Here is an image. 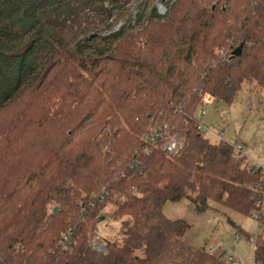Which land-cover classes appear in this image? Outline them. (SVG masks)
<instances>
[{"label": "trees", "instance_id": "trees-1", "mask_svg": "<svg viewBox=\"0 0 264 264\" xmlns=\"http://www.w3.org/2000/svg\"><path fill=\"white\" fill-rule=\"evenodd\" d=\"M154 2L0 0V264H229L162 208H256L264 176L208 141L196 112L205 96L264 93V0ZM152 124L183 139L176 156L144 141ZM106 216L119 239L100 253Z\"/></svg>", "mask_w": 264, "mask_h": 264}, {"label": "rangeland", "instance_id": "rangeland-1", "mask_svg": "<svg viewBox=\"0 0 264 264\" xmlns=\"http://www.w3.org/2000/svg\"><path fill=\"white\" fill-rule=\"evenodd\" d=\"M165 1L154 2L161 14L166 11ZM94 17L95 14L92 13L91 18ZM253 94H247L246 88L242 87L229 106L208 99L204 103L206 113L201 116L196 113V118L200 120L201 133L208 141L219 142L216 134L222 133L224 142L230 145L240 143L243 154L264 166V93L261 95L255 92V96ZM249 96L254 99L253 112L248 110ZM112 210L111 206H106L103 211L108 214ZM162 213L166 218L182 219L190 224L183 239L193 246L214 247L217 240L221 241L226 250L235 246L234 252L240 260L239 264H252L254 236L264 237L263 220L259 222L254 214L245 215L214 202H209L206 211L198 212L187 198L167 201L163 205ZM119 223V219L114 220L106 216L98 223L95 236L100 237L105 244L119 239ZM235 233H238V236L234 243Z\"/></svg>", "mask_w": 264, "mask_h": 264}, {"label": "built area", "instance_id": "built-area-1", "mask_svg": "<svg viewBox=\"0 0 264 264\" xmlns=\"http://www.w3.org/2000/svg\"><path fill=\"white\" fill-rule=\"evenodd\" d=\"M219 57L223 58L225 57V52H219ZM209 98L208 96L203 97V102L199 106L198 113L199 116L204 115L206 113V109L204 107V103L207 102ZM249 112L254 111V99L252 96L249 97ZM198 128L201 130V124L199 120ZM217 138L220 141L222 140V133L216 134ZM142 138L146 143L149 145H152L153 147H159V149L167 156V157H174L176 156L179 151L182 150L184 147V141L183 139L177 134V133H169L167 129V125L163 124H152L150 128L142 135ZM224 142V141H223ZM233 150V155L235 157H241L242 158V166L245 167L247 170H250L252 172H259L264 176V166L259 164L258 162L248 158L245 154L242 152V146L240 143L230 145ZM254 191H257L259 193V197L256 201V208L252 211V214L258 217L259 222H261L263 216H264V184H256L254 186ZM72 229L69 228L68 231L63 235V241H67L69 238L70 231ZM233 242L237 240L238 233L234 234ZM256 236H254L255 238ZM91 245L93 248H95L98 252L103 253L105 252V246L106 244L98 237L97 235L93 237L91 240ZM252 249H253V241H252ZM206 250L213 255H221L224 260L229 264H239L240 260L236 256L234 252V247H231L230 249L226 250L222 247V243L220 240H217L215 242V246H209L206 247Z\"/></svg>", "mask_w": 264, "mask_h": 264}, {"label": "crops", "instance_id": "crops-1", "mask_svg": "<svg viewBox=\"0 0 264 264\" xmlns=\"http://www.w3.org/2000/svg\"><path fill=\"white\" fill-rule=\"evenodd\" d=\"M246 87V86H245ZM244 87V88H245ZM246 91H247V94H249V92H248V90L246 89ZM260 92V91H259ZM259 92H257L258 94H261V95H263V93L261 92V93H259ZM250 94H252L251 92H250ZM254 95V94H253ZM255 96V95H254ZM264 96V95H263ZM250 97V96H249ZM260 104V103H259ZM262 220L264 221V216H263V218H262ZM261 220V221H262ZM233 225H234V223H232ZM234 239V238H233ZM262 239L264 240V237H262ZM235 243V242H234ZM232 247H235V246H232Z\"/></svg>", "mask_w": 264, "mask_h": 264}, {"label": "water", "instance_id": "water-1", "mask_svg": "<svg viewBox=\"0 0 264 264\" xmlns=\"http://www.w3.org/2000/svg\"><path fill=\"white\" fill-rule=\"evenodd\" d=\"M239 48H236L232 53L231 55H238L239 54ZM54 210H56V207H54Z\"/></svg>", "mask_w": 264, "mask_h": 264}]
</instances>
